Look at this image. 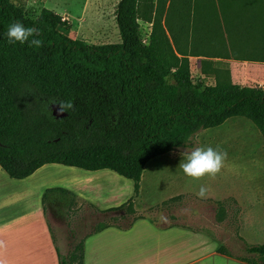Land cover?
<instances>
[{
	"label": "trees",
	"instance_id": "obj_1",
	"mask_svg": "<svg viewBox=\"0 0 264 264\" xmlns=\"http://www.w3.org/2000/svg\"><path fill=\"white\" fill-rule=\"evenodd\" d=\"M141 1H118L119 43L90 45L65 34L69 21L53 11L43 8L29 18L11 0H0V168L15 180L58 164L89 172L109 170L131 181L128 201L101 211H126L131 220L124 225L117 224L116 217L99 222L90 234L129 228L139 218L134 204L147 163L187 149L183 143L189 137L187 146L193 148L199 131L241 117L264 140V90L231 82L195 84L188 59L176 55L161 19L148 13L152 4L142 11ZM141 17L152 26L147 44L140 32ZM17 21L39 30L42 47L8 43L7 29ZM69 100L74 110L55 116L52 108L58 105L49 101ZM57 190L69 193L47 190L43 202L47 193ZM83 247L82 242L70 263L61 257L60 264H83ZM243 254L237 259L264 264V244L246 246Z\"/></svg>",
	"mask_w": 264,
	"mask_h": 264
},
{
	"label": "rangeland",
	"instance_id": "obj_2",
	"mask_svg": "<svg viewBox=\"0 0 264 264\" xmlns=\"http://www.w3.org/2000/svg\"><path fill=\"white\" fill-rule=\"evenodd\" d=\"M11 1L21 7L29 18L35 17L43 8L64 17L69 21V27L62 31L72 39H79L90 45L120 42L115 20V9L119 0ZM165 2L166 0H142L140 8L143 11L144 6L152 4V8L148 7V13L152 12V17L156 16L161 21L164 15L166 29L168 27L171 30V26L177 20L186 25L184 22L190 20L188 13L185 9L183 13L177 9L182 3L187 5L188 2L190 5L191 0H170L169 8ZM141 20L144 18L141 17L139 20L140 32L147 44L152 26L141 23ZM194 38L196 39L195 36ZM214 45L210 42L194 41L190 48L192 54L200 52L212 54ZM189 67L192 81L197 85L210 86L226 82L235 84L226 76L217 77L214 81L208 80L206 76L202 78L201 75L206 73L205 67L203 69L197 63L189 62ZM212 74L214 77L218 75ZM169 79L173 81L172 77ZM192 143L193 147L211 146L227 154L220 173L214 180L205 178L202 181H193L178 169L182 159L180 152L187 149H178L158 156L147 163L142 174L141 191L137 202L138 213L161 224H178L202 231L223 243V249L234 256L244 255L243 249L248 244H264V140L258 130L248 119L233 117L221 126L199 131L193 137ZM57 167L63 169L64 166ZM57 179L59 181L47 180L43 184L53 185L46 188L47 190L63 189L69 193L58 190L49 192L44 205L41 204V198L38 206L34 199L28 204L25 203L24 209L30 208L31 211L43 208L41 223L31 227L30 245H0V264H60L61 257L68 259L70 263L71 254H75L76 257L79 255L78 247L84 238L95 230L99 222H112L116 217L117 224L124 225L131 220L132 216L126 211L102 213L90 202L76 198L68 189L75 182L74 177L70 179L62 175ZM201 185L208 188L207 197L204 199L195 195ZM120 186L124 193H132L131 182ZM180 192L188 194L180 196V199L167 207L161 206L164 200ZM232 197L242 198L251 205L249 222L245 224L243 230L245 232L243 242L246 244L244 248L238 238L241 208ZM152 205L153 207L148 209ZM220 208L223 211H220ZM2 213L0 221L3 220ZM261 213L263 214L260 215ZM0 240L2 241L1 238ZM73 264H78L77 260Z\"/></svg>",
	"mask_w": 264,
	"mask_h": 264
},
{
	"label": "crops",
	"instance_id": "obj_3",
	"mask_svg": "<svg viewBox=\"0 0 264 264\" xmlns=\"http://www.w3.org/2000/svg\"><path fill=\"white\" fill-rule=\"evenodd\" d=\"M165 5L169 8L170 0H166ZM178 8L181 13L185 9L190 20L184 22L186 25L177 20L171 30L164 27L178 57H187L190 64L194 62L203 69L205 67L206 73L201 75L202 78L206 76L214 81L217 77L226 76L235 84L257 85L264 90V0H191L190 5L182 3ZM140 22L151 25L142 20ZM194 41L215 44L214 52L192 54L190 47ZM212 73L218 75L214 77ZM57 166L44 165L21 180L11 179L0 168V218L3 212L0 245H30L31 227L40 225L43 208L31 211L24 207L32 199L38 206L46 188L53 186L43 184L44 181L58 180L57 177L62 175L70 179L74 177L75 182L69 186V191L76 198L98 207L99 211L118 207L133 195V187H130V194L124 193L120 186L131 181L112 171L89 172ZM141 182L142 178L139 195ZM186 194L180 192L170 198ZM139 195L134 204V216L139 218L129 228L109 227L84 238L83 264H248L225 251L223 243L202 231L178 224H161L140 215L137 210ZM232 198L241 208L238 238L244 248L243 230L249 222L251 205L242 198ZM41 204L44 205L43 200Z\"/></svg>",
	"mask_w": 264,
	"mask_h": 264
},
{
	"label": "clouds",
	"instance_id": "obj_4",
	"mask_svg": "<svg viewBox=\"0 0 264 264\" xmlns=\"http://www.w3.org/2000/svg\"><path fill=\"white\" fill-rule=\"evenodd\" d=\"M31 6V5H29ZM7 40L11 45L27 44L29 47L38 49L42 47V40L39 39L40 32L35 27H26L23 23L17 21L9 25L7 29ZM168 83H174L168 77H165ZM49 103L57 104L59 108V113L62 115L64 113H71L75 105L72 101H49ZM191 140L189 137L183 144L186 146V151H181L180 155L182 157L178 169L182 170L184 175L193 181H202L205 178L214 180L216 176L220 173L224 166V161L227 154L220 150L219 148H213L211 146L205 147H193L188 148V143ZM208 188L201 185L199 191L195 195L204 199L207 197Z\"/></svg>",
	"mask_w": 264,
	"mask_h": 264
},
{
	"label": "water",
	"instance_id": "obj_5",
	"mask_svg": "<svg viewBox=\"0 0 264 264\" xmlns=\"http://www.w3.org/2000/svg\"><path fill=\"white\" fill-rule=\"evenodd\" d=\"M53 114L55 115V116H57V117H59V116H62L60 113H59V108H58V106H53Z\"/></svg>",
	"mask_w": 264,
	"mask_h": 264
}]
</instances>
